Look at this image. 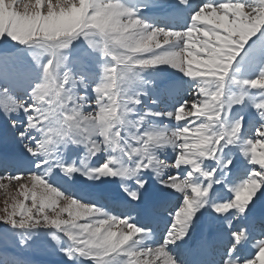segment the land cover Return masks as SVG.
<instances>
[{"label": "snow or ice", "instance_id": "6c2138e0", "mask_svg": "<svg viewBox=\"0 0 264 264\" xmlns=\"http://www.w3.org/2000/svg\"><path fill=\"white\" fill-rule=\"evenodd\" d=\"M9 185L0 264H264V0H0Z\"/></svg>", "mask_w": 264, "mask_h": 264}, {"label": "rangeland", "instance_id": "374dc122", "mask_svg": "<svg viewBox=\"0 0 264 264\" xmlns=\"http://www.w3.org/2000/svg\"><path fill=\"white\" fill-rule=\"evenodd\" d=\"M16 191L17 190L14 185H9L7 189H0V209H3L5 207L4 201L8 194H15ZM0 214H2V212H0ZM27 258L31 259L33 261V264H51V261L56 259L55 257L48 256L43 252H34Z\"/></svg>", "mask_w": 264, "mask_h": 264}]
</instances>
